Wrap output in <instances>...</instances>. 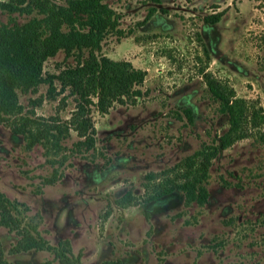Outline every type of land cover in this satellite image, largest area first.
Wrapping results in <instances>:
<instances>
[{"label":"rangeland","instance_id":"obj_1","mask_svg":"<svg viewBox=\"0 0 264 264\" xmlns=\"http://www.w3.org/2000/svg\"><path fill=\"white\" fill-rule=\"evenodd\" d=\"M105 1L120 31L107 32L99 52L143 69L140 93L104 113L86 105L95 137L84 148L65 130L76 102L68 86L52 77L51 86L18 91L24 115L56 121L63 132L57 147H26L0 124V191L13 202L11 213L49 244L67 239L79 264H264V124L250 123L210 158L205 202H187L178 190L147 200L153 185L178 176L184 158L228 126L203 73L264 114V0ZM214 13L215 22L204 19ZM31 16L39 14L0 8V22ZM74 63L59 50L42 71L55 76ZM125 192L132 201L117 204ZM18 238L0 225L6 259L62 264L47 249L11 253Z\"/></svg>","mask_w":264,"mask_h":264},{"label":"trees","instance_id":"obj_2","mask_svg":"<svg viewBox=\"0 0 264 264\" xmlns=\"http://www.w3.org/2000/svg\"><path fill=\"white\" fill-rule=\"evenodd\" d=\"M0 8L7 12L35 10L39 14L21 23L14 20L0 22V124L8 125L15 134H21L26 147L35 143L57 147L63 132L60 124L27 117L18 101V91H35L43 82L51 86L52 77H56L60 85L68 86L76 97L65 130L71 127L82 137L78 139L79 144L84 148L92 147L95 128L85 106L93 103L99 112L104 113L112 102L138 95V86L145 74L143 69L129 61L111 59L99 52L103 36L110 31H120L118 16L105 0H64L62 3L54 0H0ZM218 18L219 13L204 17L211 23ZM59 50L65 56H75V63L50 76L42 71V62ZM82 52L85 56L81 55ZM202 77L209 93L218 100L219 110L226 114L228 126L216 142L202 144L184 158L178 176L153 185L147 200L178 190L187 202H205L208 192L202 181L210 158L245 136L250 123L254 126L264 124V114L248 108L228 84L209 73H203ZM90 97H94V102ZM184 111L190 117L189 110ZM115 201L119 205L130 203L132 195L125 192ZM13 205L0 191V225L19 235L9 247L11 253L47 249L62 264H79V252L71 253L67 239H59L53 245L34 235V231L20 225L18 218L13 216ZM0 264H17L4 257L1 245ZM97 264H119V260H103Z\"/></svg>","mask_w":264,"mask_h":264}]
</instances>
